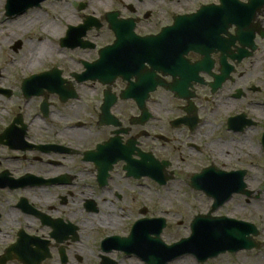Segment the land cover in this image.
<instances>
[{"label": "flooded vegetation", "instance_id": "flooded-vegetation-1", "mask_svg": "<svg viewBox=\"0 0 264 264\" xmlns=\"http://www.w3.org/2000/svg\"><path fill=\"white\" fill-rule=\"evenodd\" d=\"M0 264H264V0H0Z\"/></svg>", "mask_w": 264, "mask_h": 264}, {"label": "water", "instance_id": "water-1", "mask_svg": "<svg viewBox=\"0 0 264 264\" xmlns=\"http://www.w3.org/2000/svg\"><path fill=\"white\" fill-rule=\"evenodd\" d=\"M244 228L245 225L230 220L214 221L210 225L200 224L197 219L192 223V236L170 247V257L188 253L200 259L218 251L246 248L247 238L241 235Z\"/></svg>", "mask_w": 264, "mask_h": 264}, {"label": "rangeland", "instance_id": "rangeland-1", "mask_svg": "<svg viewBox=\"0 0 264 264\" xmlns=\"http://www.w3.org/2000/svg\"><path fill=\"white\" fill-rule=\"evenodd\" d=\"M247 156V155H246ZM169 189L171 191L175 190V182H173L170 186ZM165 201L166 204V210L173 209L176 212H180L184 209L183 204L180 203V201H187L190 203L192 198H187L181 196L180 192H169V194H165ZM190 234V229L183 228L179 231L175 230H170L168 231V236H169V243L173 242L174 240H179L181 237H188Z\"/></svg>", "mask_w": 264, "mask_h": 264}, {"label": "bare ground", "instance_id": "bare-ground-1", "mask_svg": "<svg viewBox=\"0 0 264 264\" xmlns=\"http://www.w3.org/2000/svg\"><path fill=\"white\" fill-rule=\"evenodd\" d=\"M45 28L50 29L51 27L49 26L48 23L45 24ZM48 44L46 43L45 45L39 46V45H34L31 47V51L30 54L28 56V60H30V62H35L41 55V53L48 51Z\"/></svg>", "mask_w": 264, "mask_h": 264}]
</instances>
